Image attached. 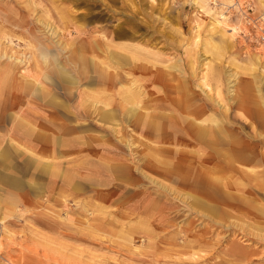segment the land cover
Wrapping results in <instances>:
<instances>
[{"label": "rangeland", "instance_id": "1", "mask_svg": "<svg viewBox=\"0 0 264 264\" xmlns=\"http://www.w3.org/2000/svg\"><path fill=\"white\" fill-rule=\"evenodd\" d=\"M220 15L224 21L217 24ZM262 36L264 0H0V109L13 114H0V264H264V196L245 190L246 201L237 207L240 177H225L230 203L222 201L218 185L219 194L209 198L178 177L151 172L142 148L130 145L134 136H148L132 124L126 125L125 145L92 118L77 125L91 128L84 135L113 138L123 155L134 158V177L102 171L106 177H87L97 166L88 153L101 147L81 140L56 148L43 159L46 166L30 164L31 154L10 143L22 135L14 112L45 117L31 101V89L23 92L27 104L8 97L21 75L33 79L28 76L45 69L40 45L65 61L82 43L89 50L83 51L86 73L74 71L79 97L105 103L117 93L108 83L89 82L90 50L108 63L109 50L116 49L131 60L115 69L122 78L134 65L144 103L150 96L172 107L191 101L232 130V124L246 125L264 133ZM254 55L261 64L250 62ZM104 152L106 159L113 153ZM196 196L205 203H195Z\"/></svg>", "mask_w": 264, "mask_h": 264}, {"label": "bare ground", "instance_id": "2", "mask_svg": "<svg viewBox=\"0 0 264 264\" xmlns=\"http://www.w3.org/2000/svg\"><path fill=\"white\" fill-rule=\"evenodd\" d=\"M220 17L223 20L217 19V24L224 21V16L220 15ZM233 30L236 31V26ZM245 30L247 29L245 28ZM63 46L59 45V48L62 50L73 48H64ZM217 48L215 47L216 50ZM85 49H88L85 44L80 43L78 55L75 58L67 56V60L60 61L59 56L53 50L45 45H40L38 54L43 62V67L46 69L45 78L48 79L50 76L53 80L57 79L62 89L67 93L78 90L80 77L74 71L80 69L82 74L86 73L87 64L83 54ZM95 50L97 49L90 50L92 56L91 59L89 58L94 73H91L90 77H86H89L90 83H108L111 85L109 86L110 89L112 91L116 89L117 92L105 102L103 106L105 110H102L101 115L102 119L109 123L112 130H117L119 133L125 124L132 123L134 127L136 126V129L142 131L148 137L152 136V140L145 141L141 139L139 142V146L142 148L139 152L145 158L151 172L153 171L162 177H178L182 183L193 185V188L198 192L203 193L204 191V194L209 198L218 195L220 187L221 193L224 194L222 196L224 203H230L227 196H233L228 190L225 177H240L237 182L238 191L236 190L237 207L246 201L244 197L245 190L250 194L256 193L264 196L263 132H259L254 128L250 129L246 125L233 124L231 126H235L236 130H232L229 128L230 126H224L222 120L216 115H204V110H198L201 108H197V104L191 101L185 105H182L179 101L176 107H172L169 100L166 103L169 106L166 104L161 105L159 104V98L150 96L148 102L146 100V103H144V92L142 93V86L138 83L140 79L137 76V70L132 69L134 65L129 66L128 72L122 78L120 71L115 69L116 66L124 67L127 59L131 60V57L121 50L110 49L108 54L110 62L107 63L98 58L96 54H93ZM73 52L77 53L76 50ZM250 62L261 64V59L258 55H254L251 57ZM72 64L74 65L72 66ZM27 82L30 83L31 81L28 80ZM121 133L123 134V131ZM37 134L39 137V132ZM121 140L127 143L125 138ZM55 141L52 137L46 139L48 145L56 144ZM170 145H174L176 148L171 149ZM133 154L131 155L134 156ZM113 160L117 161L118 159ZM132 162H135L134 158L124 157L121 159V166L117 169L116 175L134 177L133 170L139 168L133 167ZM49 166V170L54 172L55 166ZM145 176L153 177L148 172L145 173ZM66 178L70 179V177ZM152 180L155 181L153 178ZM162 187L167 188L166 186ZM193 200L195 203L204 202L197 196L193 197Z\"/></svg>", "mask_w": 264, "mask_h": 264}, {"label": "crops", "instance_id": "3", "mask_svg": "<svg viewBox=\"0 0 264 264\" xmlns=\"http://www.w3.org/2000/svg\"><path fill=\"white\" fill-rule=\"evenodd\" d=\"M46 69L43 68L42 72L40 74H30V76L33 79H27L25 75L22 76V80H20V83L15 85L14 91H8V97H13L15 102L20 104L21 102L26 103L25 100H23V92L24 90H30L31 89V101L33 103H39V109L41 111V115L45 118H40L38 115H31L28 114L29 118H26L24 115H22V111L19 113L14 112V117H17L16 126L17 128L21 129L20 133L22 135H15L13 140H11V144L14 145V148L17 150L27 151L30 153L29 157V163L36 162L37 166L43 164L46 166V163H44L43 159L50 155H54L55 149L58 147H67L72 144H76L81 140V142L87 146H90L92 142L94 144H98L101 147V150H97L96 147L91 150L89 154V158L93 159V162L97 163L96 167L90 168L87 177H102L105 176L104 174H101L100 171L105 172L108 174V177H124V176H118L116 175L117 169L121 166V159L126 157L121 152V149L117 145V142L115 143L113 141V138H107L105 139L103 135L98 133H88L84 135L85 130H91L89 126L85 125V127H82L80 125H77L80 121L83 123L84 120H88L90 118L94 119L96 122L103 123L104 125H107L108 129H110V133H113L114 136L119 139L121 142H123L121 139L125 138L127 140V143L123 142L125 145H128V138H127V130L126 125L122 128L123 134L118 132L117 130H112L110 128V125L107 121H104L102 119V113L105 110L104 102L95 101V99H92L91 97H88V99L84 96L79 95L77 93H80V91L76 90V92L67 93L59 84V81L45 77ZM30 80L31 82H27ZM44 80L47 84L44 83ZM35 82V83H34ZM43 83L42 85H39L38 83ZM49 85V86H48ZM42 86V87H41ZM16 89V90H15ZM57 89L63 90L62 92L58 91ZM15 92V93H13ZM48 93V95H47ZM83 94V93H81ZM75 96H77L78 104L73 106V101L75 99ZM38 98L43 102H38ZM117 101V100H116ZM3 108V107H2ZM28 108V105H27ZM48 108V109H47ZM71 108H75V110H72ZM103 110V111H102ZM1 117H12L13 114H6L2 112V109H0ZM71 117V119H69ZM69 119V122L67 121ZM64 120V121H63ZM77 121V123H73V121ZM106 123V124H105ZM67 124V125H66ZM132 124V123H130ZM99 125V124H98ZM35 126V127H34ZM133 126V124H132ZM33 127V128H32ZM99 127V126H98ZM100 128L103 129L102 126ZM136 129V126L134 127ZM112 130V131H111ZM138 130V129H136ZM95 131V130H94ZM140 131V130H139ZM37 132H39V137ZM76 132L75 134H73ZM143 135L142 131H140ZM80 133V134H79ZM91 135H93L94 141H91ZM47 137H52L54 140H56V144L48 145L46 142ZM56 137V138H55ZM85 138V139H84ZM134 141L131 144H137L139 146V142L141 139L148 141L149 139L152 140V136H149L147 139L143 136H134ZM109 139V140H108ZM77 141V142H76ZM92 145V144H91ZM23 147V148H22ZM25 147V148H24ZM130 147V146H129ZM110 148L113 153H108L110 155L109 159L104 158L105 155L104 151L105 149ZM100 151V152H99ZM5 154V153H2ZM93 156H96V158H93ZM103 157L102 159L99 157ZM114 156V158H113ZM113 159H118L117 161ZM101 160H106L107 162H101ZM116 163V164H115ZM51 166H54L52 164H48ZM96 169L99 171V175L96 173ZM153 172V171H152ZM110 173V174H109ZM65 177H72V175H69L65 173Z\"/></svg>", "mask_w": 264, "mask_h": 264}, {"label": "built area", "instance_id": "4", "mask_svg": "<svg viewBox=\"0 0 264 264\" xmlns=\"http://www.w3.org/2000/svg\"><path fill=\"white\" fill-rule=\"evenodd\" d=\"M250 3H251V2H250ZM238 5H240V3H238ZM249 9H252V5H251V4L249 5ZM245 11H247V10L244 9V12H245ZM244 12H243V13H244ZM262 37H263L262 39H264V36H262Z\"/></svg>", "mask_w": 264, "mask_h": 264}]
</instances>
